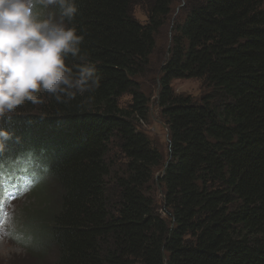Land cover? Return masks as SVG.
<instances>
[{
    "label": "trees",
    "instance_id": "obj_1",
    "mask_svg": "<svg viewBox=\"0 0 264 264\" xmlns=\"http://www.w3.org/2000/svg\"><path fill=\"white\" fill-rule=\"evenodd\" d=\"M178 1L76 0L99 87L65 103L38 92L43 103L3 121L0 172L30 167L38 180L31 198L45 206L28 208L25 239L52 243L50 264H264V0H187L156 73ZM175 79L203 93H177ZM156 88L167 151L142 126ZM50 181L55 206L36 197Z\"/></svg>",
    "mask_w": 264,
    "mask_h": 264
},
{
    "label": "clouds",
    "instance_id": "obj_2",
    "mask_svg": "<svg viewBox=\"0 0 264 264\" xmlns=\"http://www.w3.org/2000/svg\"><path fill=\"white\" fill-rule=\"evenodd\" d=\"M37 5L57 6L59 18H41ZM77 11L76 0H0V151L13 135L3 121L25 101L43 103L36 93L65 103L99 87L95 66L80 54L84 36L71 23ZM69 56L79 63H66Z\"/></svg>",
    "mask_w": 264,
    "mask_h": 264
},
{
    "label": "rangeland",
    "instance_id": "obj_3",
    "mask_svg": "<svg viewBox=\"0 0 264 264\" xmlns=\"http://www.w3.org/2000/svg\"><path fill=\"white\" fill-rule=\"evenodd\" d=\"M186 1L187 0H179L175 4L168 23L162 27L159 35H157L160 52H157L152 58V68L154 70L156 69V73L168 58L169 47L171 45V39L173 36V28L175 27L179 19L183 17L182 8H184ZM36 11L40 14L41 18L47 17L48 15H54L57 19L59 18L53 12L54 6L44 8L41 5H37ZM135 13L142 22L146 21L147 18L142 8L136 7ZM144 83L147 86V80H145ZM172 86L177 93H182L185 95L199 97L203 93V86L201 84V81L198 79H175L172 81ZM154 92H156V94L152 96L150 121L149 123L142 124V126L143 129H145V131L149 133L151 137L156 142H158L164 150L167 151L169 141L167 125L163 121L161 111L156 104L157 94L159 92L158 88H156ZM122 101L128 102L129 96H123ZM23 164H25L26 168H28L29 165L26 162H24ZM33 171L34 173H36V170L33 169ZM26 172H31L30 167L27 171H24L23 174L25 175ZM8 174V171L0 172V195L3 191L2 182L11 181V178H8V180H6L7 177H10ZM57 187L58 185H55L53 181H50V183H47L45 191L43 190V192L36 197H45V195L43 194H46L48 203H51L52 206H55L56 204H58L56 199L57 196H55L58 193ZM34 190H28L23 196H20L15 200H9L8 202H6V204H4L2 208L0 206V264H38V259L41 258H43V262L45 264H50L55 260L56 247L53 246L52 243H47L46 245H44L40 242L41 245H31L28 249L26 240H21L23 233L31 232L30 226L27 225L29 224L28 214H30L28 208H31L33 211H37L41 210L45 206L43 203L44 200L39 201L35 199V197L31 198L33 196L32 194ZM160 191L161 188L158 190V192ZM158 199L160 200L159 204H161L160 194L158 195ZM33 215L34 218L35 216L37 217L36 213ZM44 221L48 222L49 218H45L42 222Z\"/></svg>",
    "mask_w": 264,
    "mask_h": 264
},
{
    "label": "bare ground",
    "instance_id": "obj_4",
    "mask_svg": "<svg viewBox=\"0 0 264 264\" xmlns=\"http://www.w3.org/2000/svg\"><path fill=\"white\" fill-rule=\"evenodd\" d=\"M22 168H26L25 164H23ZM27 177L28 176L25 175L24 178L20 177L18 179H10L11 180L10 182H8V181L2 182L3 191L0 195V206H1V208L9 200H15V199L19 198L20 196H23L28 190L31 191L34 188V186L37 183L31 186V182H30V180H27ZM8 178H11V177H7L6 180H8ZM33 180L35 181L37 179H33ZM37 182H38V180H37ZM26 184H28V185H26Z\"/></svg>",
    "mask_w": 264,
    "mask_h": 264
}]
</instances>
